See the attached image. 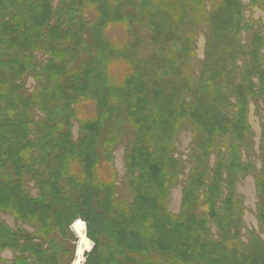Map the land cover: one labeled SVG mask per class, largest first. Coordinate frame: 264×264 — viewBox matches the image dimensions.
I'll use <instances>...</instances> for the list:
<instances>
[{"label": "trees", "instance_id": "16d2710c", "mask_svg": "<svg viewBox=\"0 0 264 264\" xmlns=\"http://www.w3.org/2000/svg\"><path fill=\"white\" fill-rule=\"evenodd\" d=\"M54 1L0 0V17L6 15L0 22V212L36 228L32 234L20 226L12 229L0 222V252L13 254L11 262L0 259V264H66L64 258H59L66 252L65 246L56 243L63 234L72 233L69 228L77 219L90 225L83 234L95 243L90 252L84 250L86 264H264L263 240L249 232L248 241H242L244 209L236 193L239 178L253 170L261 199L257 221L264 231V115L260 170L256 171L254 163H243L240 154V146L252 151V131L243 117V121L239 116L229 121L225 113L219 112L220 107H227L222 89L228 79L237 84L234 92L240 102L250 87L253 100L264 97L262 26L254 28L251 50L239 64L235 59L239 44L233 39L236 27L245 21L239 0H219L209 14L204 12L202 0H181L190 15L177 5H153L151 2L156 0H57L56 7ZM249 3L257 7L261 0ZM157 14H164L168 22L163 33L160 23L154 20ZM138 17H142L140 22ZM147 18L152 20L157 35L154 38L165 40L167 33H177L179 55L175 47L163 50L160 46L149 59L138 54L141 41L135 30ZM201 18L208 25L206 59L220 60L215 66L203 65L204 78L214 75L216 82L207 87L203 101L198 102L194 93L192 99L185 94L189 91L188 81L178 71L191 53V33ZM111 21L126 23L129 43L118 45L119 41L105 37ZM33 51L47 54L49 59L37 66L31 57ZM112 51L119 59L127 58L132 68L131 74L119 81L109 74L113 59H101ZM80 55L84 59L79 63ZM247 57L249 62H245ZM26 73H34L37 84L29 94L21 80ZM107 79L116 82L114 99L125 95L121 104L128 106L126 95L135 91L142 93L144 103L127 109L124 114L128 116L116 108L103 113L102 93ZM210 97L218 105H208ZM84 99L94 101L97 118L95 125L77 119L84 138L74 145L69 132L71 119H75L73 106ZM193 102L195 118L190 111ZM34 110L43 118L35 121ZM119 115H123L120 123ZM181 119L198 123L199 138L194 135V167L182 191L180 213L175 216L167 211V197L180 169L179 160L173 158V144ZM126 120L149 135L147 145L133 144L126 158L128 188L133 195L131 208L126 201L117 202L114 184L99 176L97 149L99 129L107 125L113 131L120 125L122 128ZM219 139L222 144L214 145ZM110 142H104V164L108 165ZM150 146L152 152L145 148ZM35 152L38 160L33 156ZM212 155L214 163L210 167ZM154 168L160 172L158 177L150 172ZM30 182L38 192L37 198L27 194L25 186ZM201 190L203 205L199 200ZM93 194L97 203L92 202ZM211 227L220 236L215 238Z\"/></svg>", "mask_w": 264, "mask_h": 264}, {"label": "rangeland", "instance_id": "374dc122", "mask_svg": "<svg viewBox=\"0 0 264 264\" xmlns=\"http://www.w3.org/2000/svg\"><path fill=\"white\" fill-rule=\"evenodd\" d=\"M157 3L151 2L153 5L158 6L159 4L163 5H177V8L185 13L186 15H190V12L187 8H184V4L181 0H156ZM193 1V0H192ZM219 2V0H202L204 12L206 14H209L214 6ZM239 2L244 7V23L240 24L236 27L233 39L236 40V43H238L243 49L240 50L239 45L236 49V58L239 61L243 59L245 56H248V52L251 50V36L252 32H254V28H256V25L262 26V37L264 38V0H261V3L257 4V7H251L249 0H239ZM57 0L53 2V6L56 7ZM176 7V6H174ZM175 16L177 15V11H173ZM163 13V12H160ZM89 15V14H88ZM183 14H180V17ZM6 17V15H3L0 17V22ZM154 20L158 23H160L159 27L161 32L163 33L164 28L168 25V22L166 21V16L161 17L160 15L154 16ZM142 17H138V21L140 22ZM145 21V24L139 27H136V35L141 41L140 48L138 50V54L146 59L151 57L154 53V50L158 49L159 46L161 49L165 50L167 48H173L175 47L176 54L179 55L180 49L177 47V43L180 42L178 39L177 33L169 32L167 33L168 38L165 40H159L157 37L156 32L154 28H152L151 22L152 20L150 18H147ZM205 18H201V20L198 22L197 27L192 31L191 34H193L190 46H191V53L187 55L186 60L184 64L180 63L179 73L182 74L187 82V85L189 87V91L185 92V94L192 99V93L195 94L196 99L199 101L204 97V93L206 91L207 93V87H211L216 82V77L214 75L207 76V78H204V66L208 64L207 67L215 66L217 64L216 62L220 59H215L213 61H210V59H206V46H207V29L208 25L205 22ZM119 22V21H118ZM162 23V24H161ZM245 25L250 29L251 31H245L243 30ZM222 28V26H221ZM193 29V28H192ZM191 29V30H192ZM182 33L183 30H186L183 27V30L179 29ZM190 30V28H189ZM126 23H115L113 21L110 22L109 29L105 34V37L107 39L111 38L114 41H119L120 43L118 45H122L125 43H129L130 40L127 39L126 36ZM223 33V32H221ZM220 33V37H222ZM160 34V33H159ZM88 37L87 34L84 35V37ZM219 36L216 38L218 39ZM213 40V39H212ZM129 41V42H128ZM99 41L97 40V43ZM190 42V41H189ZM214 44H219L215 41H213ZM88 43L90 44V39L88 37ZM134 43H136V39L134 38ZM2 47L0 46V50ZM212 49V43L210 45V50ZM158 50L156 52H158ZM29 52V51H28ZM20 53H24L23 49L20 51ZM32 58L34 60V64L39 66L40 63H44L46 59H49V56L47 54H44L42 52H31ZM220 53V50L218 54ZM263 59L264 64V44L260 51ZM21 54V55H22ZM29 53H26V57ZM88 55V54H87ZM90 55L93 58V55ZM177 55V56H178ZM210 55V52H209ZM90 57V56H88ZM31 58V59H32ZM79 63L84 59V55H80ZM101 59H113L110 61L109 66V74L114 80H121L123 77L129 76L131 74L132 68L131 64L128 61V59L123 58L122 56L117 57L116 53L112 51V54L102 57ZM125 59V61H124ZM132 61V59H131ZM229 61V59H228ZM249 62V57L245 58V62ZM125 62V63H124ZM104 63V62H103ZM78 66V65H77ZM248 74H245L246 79ZM149 76V74L147 75ZM146 78V77H145ZM166 78V77H165ZM249 79V78H248ZM22 84L23 88L25 89L26 93H31L37 88L36 79L34 73H26L23 75ZM251 81V79H250ZM205 82L207 86L203 87L205 85H202V83ZM232 80L228 79L226 85L222 89V93L226 96L227 99V107H220L219 112L225 113V118H227L229 121L233 119L235 116L242 120L241 117H243L244 124L246 123V127L252 131V137H251V145H252V151L246 150L241 147V155H242V161L245 163L246 161H250L254 163L256 171L260 170V161H259V144H260V136H261V124L263 122L262 116L264 115V97L261 98V100H253L251 96V93L253 92V88L250 87L249 90L242 95L241 102L236 99V92H234L235 85L234 82L232 84ZM116 82H113L112 80L107 79L106 87L103 88L102 93V100L103 108L105 110H102L103 113H109L110 108H116L119 109V113L124 114L127 109H130L134 107L135 105H139L141 103H144V99L142 96V93L140 91H135L131 95H126L128 98V101H130V104L128 106L121 104L122 101L125 99V95L123 94L122 97L119 100L114 99V84ZM264 90V88H263ZM211 99L207 102L208 105L216 106L218 105V102L214 97H210ZM189 99V100H190ZM122 105V109L119 108V105ZM142 105V104H141ZM96 105L93 100L91 99H84L77 103V105L73 106L74 113H75V119H71V129H70V139L71 142L74 143V145H77L80 140L84 138L83 133L80 131V127L78 124V120H85V121H91L92 124L95 125V120L97 118V109ZM156 108V107H155ZM192 109L190 111L192 112V116L195 118V113L197 109L195 108V102L192 104ZM211 108V107H210ZM153 109V107H152ZM204 109V108H203ZM208 111L206 108L204 111ZM190 112V114H191ZM261 114V117H258V114ZM128 116L127 114H124ZM33 116L36 119L43 118V114H41L39 111L34 110ZM123 115L118 116V122L119 119L122 120ZM193 119V118H192ZM197 119V118H196ZM242 120V121H243ZM114 123V122H113ZM120 123V122H119ZM115 124V123H114ZM118 124V123H117ZM215 124H219L218 122H215ZM198 123L194 120V123L192 120L189 121V119H181L179 120V125L177 126V132H175L176 138L173 146L175 147L174 150V157L177 158L180 162V169H178V173L176 176V182L174 184V187L170 190L168 197H167V211L171 213L172 215L178 216L180 213L181 208V201H182V191L183 188L186 185L187 180L189 179L190 170L192 167H194L192 155L195 153L196 149V140L194 138L198 136L199 138V132L197 130ZM109 127L103 126L100 128V133L97 141H99V145L97 147L98 149V156H99V163H100V174L99 176L102 178L109 179L110 182H112L115 186L114 190V199L118 202H127L128 208H131V204L133 202V195L130 194L129 191V185H128V178L129 173L127 169V162L126 158L133 149V144H138L140 146H144V144L147 145V142L145 139L148 138L146 133L141 132L140 128L134 125L132 122H129L126 120V122L120 127L116 128L113 131H109ZM196 129V133H195ZM215 129H217L215 127ZM155 130V128H153ZM150 131L153 132L154 131ZM137 137L139 140H137ZM137 140V141H136ZM111 141L108 145L109 149V155L111 158V163L104 164V158H106L105 154H107V147L104 146V142ZM231 138H227V142L231 143ZM222 144L221 140H217V142H214V145ZM247 143H245V146ZM148 149L149 152H152V147H145ZM33 156L37 157V160L39 159L38 153L35 152ZM107 159V158H106ZM152 161V160H151ZM214 163L213 155L209 156V165L212 167ZM151 174L153 173L154 177H158L157 173H160L154 169L150 170ZM255 173L253 170H251L248 174L241 176L237 182L236 185V193L237 195L242 199V208L244 209L242 220L244 222V229L242 230V241L247 242L249 239V232L257 234L264 242V231L260 228L258 221H257V207L260 204V194L258 192V189H256L255 181H254ZM207 183V181H206ZM26 189L27 194L32 198H37V190L34 188L33 183H26ZM61 187V185H60ZM63 187V186H62ZM93 203H97V199L95 198L94 194L91 197ZM199 200L201 205H203V195L202 190L200 191V197ZM93 208L95 207V204H93ZM200 211H203L202 207L200 208ZM0 222L4 223L8 227H11L12 229L16 226L22 227L25 232L34 234V231L36 230L35 226L31 223H23L22 221H17L15 218H13L10 214L2 213L0 212ZM75 224V223H74ZM72 224V225H74ZM94 224V223H93ZM88 223H86V227H88ZM75 230V229H74ZM212 234L216 237L218 235L220 236V233L215 230V228L211 227ZM59 234V233H58ZM73 233H66L60 236V240L56 243L59 247L65 246L64 250L66 252L64 254H60L59 258L65 260L66 264H72L75 258V251H76V245H77V239H75V235H72ZM83 234V233H82ZM60 235V234H59ZM90 240V248L93 249L95 246V243ZM107 241V238L103 235V243ZM38 242V241H37ZM151 246L149 247V249ZM141 251V250H140ZM85 253V252H84ZM83 253V254H84ZM142 253V251H141ZM146 254V252H144ZM139 256V254L137 255ZM136 256V257H137ZM142 256V255H140ZM13 257V254L9 251H3L0 252V259H4L6 261L11 262ZM143 257V256H142Z\"/></svg>", "mask_w": 264, "mask_h": 264}, {"label": "clouds", "instance_id": "9594fccd", "mask_svg": "<svg viewBox=\"0 0 264 264\" xmlns=\"http://www.w3.org/2000/svg\"><path fill=\"white\" fill-rule=\"evenodd\" d=\"M73 227L79 238L78 244L83 245V249L85 251L90 252L91 251V248L89 247L90 240L87 238L86 234H82L86 232V222H84L82 219H77ZM75 257L76 258L74 259L73 264H86L87 258L79 247H77L76 249Z\"/></svg>", "mask_w": 264, "mask_h": 264}, {"label": "bare ground", "instance_id": "6f19581e", "mask_svg": "<svg viewBox=\"0 0 264 264\" xmlns=\"http://www.w3.org/2000/svg\"><path fill=\"white\" fill-rule=\"evenodd\" d=\"M74 231H75V230H74ZM75 233H76V232H75ZM76 238H77V240L79 239L77 234H76ZM77 247H79L80 250L84 253L83 245H79L78 242H77L76 249H77ZM75 252H76V251H75ZM75 258H76V257H75ZM75 258H74V259H75ZM72 264H73V263H72Z\"/></svg>", "mask_w": 264, "mask_h": 264}, {"label": "water", "instance_id": "95a60500", "mask_svg": "<svg viewBox=\"0 0 264 264\" xmlns=\"http://www.w3.org/2000/svg\"><path fill=\"white\" fill-rule=\"evenodd\" d=\"M70 231L75 235V237H76V233H75V231H74V227H73V225L72 226H70ZM86 253L88 252V251H85Z\"/></svg>", "mask_w": 264, "mask_h": 264}]
</instances>
